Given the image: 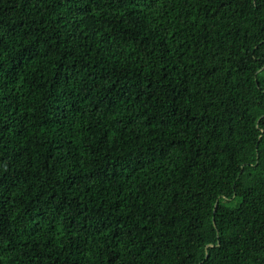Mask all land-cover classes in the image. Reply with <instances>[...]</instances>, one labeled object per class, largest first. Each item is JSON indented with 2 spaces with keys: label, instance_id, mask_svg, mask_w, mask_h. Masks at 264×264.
Instances as JSON below:
<instances>
[{
  "label": "trees",
  "instance_id": "obj_1",
  "mask_svg": "<svg viewBox=\"0 0 264 264\" xmlns=\"http://www.w3.org/2000/svg\"><path fill=\"white\" fill-rule=\"evenodd\" d=\"M0 264H264V0H0Z\"/></svg>",
  "mask_w": 264,
  "mask_h": 264
}]
</instances>
